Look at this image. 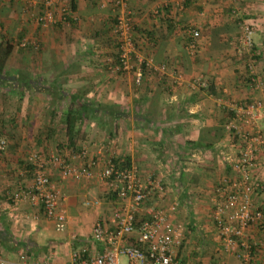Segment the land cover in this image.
Masks as SVG:
<instances>
[{
  "label": "crops",
  "instance_id": "crops-1",
  "mask_svg": "<svg viewBox=\"0 0 264 264\" xmlns=\"http://www.w3.org/2000/svg\"><path fill=\"white\" fill-rule=\"evenodd\" d=\"M40 1L0 0L1 33H26L50 43V59L46 58L50 87L38 93L48 97L62 92L67 99L78 94L115 103L121 114L110 118L114 124L102 117L106 139L87 143L89 153L102 157V145L108 144L109 152L136 167L139 180L148 175L162 180L166 201L176 202L174 217L185 226L179 249L183 259L194 264H243L220 249L211 214L221 195L220 180L238 178L233 166L238 140L223 124L236 117L240 104L264 101V0H125L122 5L74 0L72 17L50 22V27L34 20ZM122 12L131 18L135 57L147 62L139 83L133 81L132 71L115 73L107 67L106 60L115 56L113 24ZM243 25L251 29L250 45L241 39ZM188 26L199 31L193 50L186 45ZM25 62L13 61L18 73L23 71L18 65ZM52 103L43 109L21 107L17 124L0 122L14 132L9 140L13 148L0 153V255L80 264L73 252L100 247L91 240L90 230L97 218L109 219L115 198L96 176L61 177L56 166L47 167L61 193L65 220L60 229L25 198L4 201L6 192L31 182L30 172L18 173L28 152L65 149L71 162L81 161L75 152L84 145L82 139L77 134L67 138L63 120L67 102L61 108ZM240 117V129L264 136V117L257 118L255 125ZM89 126L91 122L84 119L77 133L89 131ZM101 165L100 160L93 170ZM251 176L263 187L250 193V205L264 211V142L257 145ZM262 214L239 238L250 244L255 264H264Z\"/></svg>",
  "mask_w": 264,
  "mask_h": 264
},
{
  "label": "built area",
  "instance_id": "built-area-1",
  "mask_svg": "<svg viewBox=\"0 0 264 264\" xmlns=\"http://www.w3.org/2000/svg\"><path fill=\"white\" fill-rule=\"evenodd\" d=\"M114 5H122L125 0H111ZM74 0H41L35 19L47 24L55 21H67L72 17ZM234 9L231 12L234 13ZM132 23L128 14L122 12L113 24L115 35V56L107 61L109 70L115 73H133V80L139 83L144 66L143 58L135 57V45L131 32ZM186 45L189 50L197 47L199 31L193 26L185 29ZM242 41L250 45L251 29L243 25ZM21 40L19 45H24ZM249 125L264 117V101L253 99L238 106L236 117L229 118L223 124L225 130L238 140V155L234 168L238 178L228 182L220 180L218 190L220 198L212 207V223L220 249L234 254L243 264H255L251 258L250 244L239 241L244 229L257 222L264 212L260 207L250 205V193L263 184L251 176L256 157L257 145L264 142V136L256 131L248 133L239 128L240 115ZM237 115L239 117H237ZM6 140L0 137V151ZM103 156H94L85 146H80L75 155L80 163L70 161L65 149L44 152L35 149L24 158L25 167L19 174L27 171L31 174L29 186H18L6 192L5 202L13 203L25 198L30 204L38 205L43 216L53 221L56 228L64 226L65 214L61 205L59 188L51 182L47 167H57L59 176L91 177L104 183L105 192L115 196L108 220L97 218L90 230V237L100 247L87 252L82 247L80 253L73 252V259L80 264H194L183 259L179 253L184 238V224L175 218L176 202L166 201L167 189L159 177L148 175L144 180L137 177L136 167L124 163L121 156L109 152L108 144L101 148ZM102 161L97 171L93 168ZM86 200L84 203H87ZM96 202V200H94ZM122 254L125 262H119ZM45 260L21 258L13 260L0 255V264H46Z\"/></svg>",
  "mask_w": 264,
  "mask_h": 264
},
{
  "label": "rangeland",
  "instance_id": "rangeland-1",
  "mask_svg": "<svg viewBox=\"0 0 264 264\" xmlns=\"http://www.w3.org/2000/svg\"><path fill=\"white\" fill-rule=\"evenodd\" d=\"M34 20L37 23H40L35 19V16H34ZM44 25L45 26L47 25L46 27L48 26L50 27V22ZM34 38L33 39L30 38L29 36H27L26 33L5 34L0 32V74H1L0 75V122L1 123L3 121V123H7V124L9 122L10 125L12 123L17 124L18 117L21 116L19 114L21 112L20 110L21 107L26 108L28 106L30 108L33 107V108L43 109L47 105H50L49 104L50 99L48 97H45L43 93H38V90L47 91L50 87V62L46 61V58L50 59V43L48 42L45 43L39 37L35 39ZM21 40L25 41L24 45H19V42ZM6 43L8 44L10 43L13 49L5 50L4 46ZM45 44L48 47H46ZM20 58L26 60L25 63L27 64L18 65V67H21L20 70L23 71L19 73V75H17L18 72L15 71L16 66L13 64V61H15V59H20ZM40 58H44L45 61L43 64L40 65L34 63L36 59H40ZM6 60L8 62L7 64H5ZM25 73L31 78V81L29 82L31 83L30 87L22 84L18 85V83H16L18 81L17 80L18 76L21 77L20 80H24V78H26L27 75L24 76ZM39 94L40 95L42 94L44 96V99H42L44 101L36 99V97H38ZM68 100L66 97L60 98L55 105L57 106V108L58 107L61 108V106L65 105ZM17 110L18 112L16 113ZM105 118H108V120L104 119L105 122L107 121L106 122L107 124H114L112 123L113 119H110L111 117H105ZM85 120L86 122H91V126H89L90 127L89 131L86 132L79 131V134L77 133L79 139L80 140L82 139L83 141L84 144L83 146L86 147L87 143L92 144L94 142V139L99 140V143L100 142L103 143L106 139V132L108 130H103L104 132L102 131V127L100 126L102 121H99L97 123L95 119H85ZM6 127L8 126L0 124V128H1L0 137L6 140V145L4 149L0 151V153H2L5 150L9 151L13 148V143H10L11 141L9 142V140H11L10 134L13 131L9 130L8 128L4 129ZM181 221L183 222V220ZM118 260L121 263L125 262L124 256L122 254L119 255Z\"/></svg>",
  "mask_w": 264,
  "mask_h": 264
},
{
  "label": "trees",
  "instance_id": "trees-1",
  "mask_svg": "<svg viewBox=\"0 0 264 264\" xmlns=\"http://www.w3.org/2000/svg\"><path fill=\"white\" fill-rule=\"evenodd\" d=\"M11 44L6 43L4 48L5 50L10 49ZM15 71L18 72V69ZM1 75V74H0ZM19 75V73L17 74ZM20 76L17 78L18 85H26V86H31V81L30 76L24 78V80H20ZM62 92L60 94H56V96H49L50 102L49 104H53L52 102H56L62 98ZM36 99L44 101L43 95H38ZM69 99V100H68ZM67 105L68 107L64 111L63 117L64 121L66 122L67 129L66 131L68 132V140H71L77 132H78V125L80 122H82L84 119H95L96 122L101 121L102 117H116L120 112L119 107L115 103H102V102H95L93 100H90L87 97H83L82 95L78 94H72L70 97H68ZM53 100V101H52ZM1 129V128H0ZM2 132V131H1ZM124 163L128 164L127 159L124 157L123 158ZM115 197V196H114ZM36 259V258H33Z\"/></svg>",
  "mask_w": 264,
  "mask_h": 264
}]
</instances>
